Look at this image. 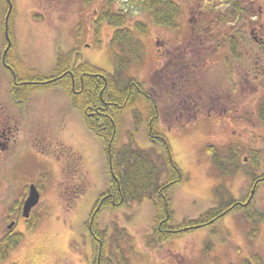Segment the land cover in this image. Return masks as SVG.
<instances>
[{
	"label": "flooded vegetation",
	"instance_id": "obj_1",
	"mask_svg": "<svg viewBox=\"0 0 264 264\" xmlns=\"http://www.w3.org/2000/svg\"><path fill=\"white\" fill-rule=\"evenodd\" d=\"M20 1L23 6H19ZM27 1L0 0V173L8 168L15 179L12 186L16 187L18 193L15 199L9 198L12 209L8 208L6 215L12 217L14 214L15 217L11 219L14 225L17 226L23 220L25 227V230L18 231L13 229V225L0 234V251L5 252L7 257L14 248H10V239L18 233L25 234L32 230L29 224L33 211L40 203L49 200L46 187L50 183H55L62 201H72L77 193L79 158L75 149V134L78 129L75 130L76 121L72 122L71 109L78 108L71 104L60 85L48 87L47 84L58 82L66 75L70 77L73 92L78 94L83 74L77 67L83 53L77 43H65L63 35L61 38V33H57L60 39L52 41L50 47L53 50H49L50 54L41 62L44 54L37 55V50L44 46L40 44L38 32L34 28L38 24H32L29 15L35 16L38 21V16L45 17L50 10L57 8L61 0ZM166 1L160 0L158 22L149 18L146 21L156 27L152 38L154 36L158 63L153 89L160 121L167 116L168 128L199 122H207L209 126L248 121L264 123V0ZM80 2L93 13L86 18L91 26L88 32L91 38L103 32L102 27L106 23L110 28L107 39L111 41L114 36V25L108 21L99 22L104 5L112 13L125 14V26L142 41L135 31L143 34L149 32L148 23L145 32L137 27V23L143 22L137 14L147 13L140 9L137 0H112L110 4L108 0ZM48 29L46 26L45 31ZM58 31L61 30L58 28ZM67 51L70 52L66 55ZM60 53L64 54L61 58L67 57L74 62L75 72L67 69L61 74L52 73L53 77H50L48 69L54 67ZM36 56L39 58L35 59ZM51 88L55 96L54 103L47 98L48 104H32L34 98L44 97V93H49ZM249 91L251 94L259 92L254 113L248 109L245 113L242 110L244 105L235 98L239 92L244 94ZM35 92L36 97L28 96ZM71 129L75 132H71ZM28 153V159L22 162L20 168H16ZM259 164L237 169L236 173L240 172L250 183L249 190L243 194H236L228 188V181L223 177L225 168H220L221 172L214 174L219 175L214 177L218 183L211 186L213 201L206 210L220 208L213 214H207L208 220L190 226L207 227L200 257L193 255L190 264H264L259 247L254 252H247L248 246L244 247L248 243H257L256 246H259V225L261 222L264 224V212L259 210L257 199L259 192L264 190V163L259 161ZM49 170H58V180L49 182ZM23 171H27L29 177L20 187L17 186L16 178ZM179 183V177H176L159 189L160 195L165 198L166 191H171V205L175 198L174 190ZM220 183H225V187L220 188ZM32 185L38 189L40 198L30 216L25 217L23 206ZM10 190L13 197L14 190ZM14 204L21 205V210H15ZM232 215L236 219H231L234 224L244 225L241 232L228 228ZM172 217L175 218L174 215ZM161 218H170V215L167 213ZM164 230L174 231L170 227ZM225 240L227 243L223 242Z\"/></svg>",
	"mask_w": 264,
	"mask_h": 264
},
{
	"label": "rangeland",
	"instance_id": "obj_2",
	"mask_svg": "<svg viewBox=\"0 0 264 264\" xmlns=\"http://www.w3.org/2000/svg\"><path fill=\"white\" fill-rule=\"evenodd\" d=\"M25 2L28 3L27 0ZM19 6H23L21 1ZM91 15H93L92 10L84 8L80 0H61L56 9L50 10L45 15L46 18L42 15L38 16V19H40L38 21H36L35 16L31 15L30 17L29 15L31 23L34 25L38 24V27L34 26V28L36 33L38 32L39 37L37 38L40 39V44L44 46L39 47L37 50V55L44 54L41 62L46 60L45 57L50 54L49 50H53V47H50L52 41L56 38L60 39L56 34L61 33V38L63 35L65 43L67 41L77 43L85 58L113 72L115 69L114 54L111 41L107 39L110 35V28L107 23L106 25L104 24L102 27L103 32L101 31L95 34L94 38H91V35L89 36L91 26L86 19L91 17ZM137 15L143 21H148L147 13L139 12ZM81 23L83 24L80 26L79 24ZM46 26L49 28L47 31H45ZM58 28L61 31H58ZM155 28V25L151 23L147 34L135 31L136 35L140 36L145 43V59L143 60V65L133 67L130 70L132 75L138 76L143 80L146 79L148 88L153 93L155 90L153 88L156 85L155 69L158 63L154 36L152 38V35L156 32ZM38 58V56L35 57V59ZM50 70L51 68L48 69V71ZM2 81L5 84V79ZM52 93L53 89L51 88L49 93H44V97L34 98L37 96L35 92L31 96L34 98L32 104L47 103V98H49L51 103H54L55 96ZM258 96L259 92L251 94L249 91L244 94L239 92L235 98H237V102L240 101V104L244 105L242 110L245 113L248 110L254 113L253 110L256 109ZM246 109L248 110L246 111ZM68 110L67 101V113ZM71 110L72 122L76 121L75 130L78 129L75 134L77 140L75 149L79 158L76 183L81 184V192L79 194L76 193L73 202L60 200L61 195H59L55 183L52 182L58 180V170L57 172L49 170V174H51L49 182H52L46 187V197L49 200L40 203L33 211L32 218H40L38 225L35 229L23 234L22 241L14 246L7 258L0 259V264H34V262L36 264H93L94 262V241L89 228L93 221L90 218L101 193L108 185V166L102 139L88 130L79 109H75L77 112L73 108ZM132 119V113H129L126 117L127 127H130ZM160 124L162 131L169 140L172 158L184 173L183 181L174 190L173 209L175 211V221L177 222L182 221L186 217L194 218L205 211L213 201L211 186L218 183L214 178L218 177V175L214 174L216 172L220 173L221 170L219 168L222 167H218L214 162L213 156L208 150V143H214L218 146L232 143V145L240 147L242 152L239 166L242 168L259 166V161L264 163V137H262L264 135V123L262 122H230L217 126H209L207 122H199L190 126L178 125L173 126V128H167L169 124L168 117L164 116ZM70 131L75 132L72 129ZM124 138L126 139L127 137L124 135ZM135 145L158 154L162 153L160 144L148 140L144 130H141L136 136ZM154 145H157V148L152 150ZM28 155L29 153L24 155V158L16 168L21 167L22 162L24 163V160L28 159ZM31 156H29V160ZM245 157H247L246 160ZM46 165L49 166L48 163ZM229 168L227 171L223 170L225 172L223 177L228 181L226 184H229V187H227L236 194H243L249 190L250 183L245 176L240 174V172L238 174L233 173L234 169L239 167L235 164ZM26 172L23 171L21 176L16 178L17 186L23 184L29 177L28 172ZM14 181L15 179L8 168L1 171L0 234L7 229L11 219L15 217L14 214L12 217L6 215L8 208L12 209L9 200L15 199L18 194L16 187L13 188L12 186ZM10 189L14 190L13 197ZM257 199L259 210L264 212V190L259 192ZM152 205L151 199L145 196L140 201L132 200L116 209L106 208L99 215V221L103 225H107L110 234L116 238L112 242V249H116L117 238L122 236L120 244L127 249L124 252V257L130 264H190V258L193 255L199 258L203 244L202 240L207 227L182 232L179 236L168 239L166 245L161 248L149 245L148 235L154 229ZM18 207L15 204L13 205L15 210H19ZM237 215L238 213L235 214V216ZM235 216L232 215V218L229 219L228 225L230 227L228 226V228L232 227L234 231L241 232L242 230L240 231V229L244 228V225L234 224L231 219L236 220ZM259 226V246H256L257 243L253 245L248 243L244 247L247 248L248 246L249 250L247 252H254L259 247L258 251H260L264 260L263 222ZM13 229L18 231L25 230L24 221L22 220L17 226L14 225ZM223 242L227 243L226 240ZM112 262L119 264L118 259L115 257H112Z\"/></svg>",
	"mask_w": 264,
	"mask_h": 264
},
{
	"label": "trees",
	"instance_id": "obj_3",
	"mask_svg": "<svg viewBox=\"0 0 264 264\" xmlns=\"http://www.w3.org/2000/svg\"><path fill=\"white\" fill-rule=\"evenodd\" d=\"M137 1L140 9L148 13V18L158 22L160 0ZM110 2L112 0H108L109 4ZM102 20L116 27L111 40L114 71L110 72L82 56L77 67L83 74L81 91L78 94L73 92L70 77L66 75L58 82L47 85L48 87L60 85L71 104L77 106L82 113L88 130L103 141L109 176L108 185L94 207L95 216L92 225L89 226L95 250L93 264H116L112 262V257L117 258L119 264H130L124 257L127 249L120 244L122 236L117 238V247L113 250L112 242L116 238L110 234L109 227L99 221V215L106 208L116 209L132 200L140 201L148 196L152 201L154 214V229L148 235V243L161 248L168 239L183 232L179 230L181 227L208 220L206 215L215 213L220 206L207 210L198 215V218H186L177 222L172 217L174 212L171 207V191H166L165 198L164 195H160L159 189L168 180L176 177L181 180L183 171L171 158L170 143L160 125L156 95L148 90L146 79H140L130 73L131 68L143 65L145 43L125 26V14L112 13L109 8L107 9V5H104L99 22ZM137 27L145 32L147 23L145 21L137 23ZM63 55L60 53L54 67L48 72L50 77H53L52 73L61 74L67 69L75 72L74 62L67 57L61 58ZM28 96L31 97L32 94ZM129 113H132L133 119L130 127H127L126 117ZM141 130H144L148 140L160 144L161 154L135 145L136 136ZM156 148L157 145H154L152 150ZM208 148L218 167H224L225 171L235 164L240 167L242 152L240 147L229 143L224 146L209 144ZM81 189V184L77 183L78 194ZM18 208L21 210V205ZM167 213L170 218H161ZM39 219L32 218L29 228H35ZM165 227H170L174 231H166ZM192 229L194 228L190 230ZM22 236L20 233L14 235L10 239V248L17 245ZM6 256L5 252L0 251V259Z\"/></svg>",
	"mask_w": 264,
	"mask_h": 264
},
{
	"label": "water",
	"instance_id": "obj_4",
	"mask_svg": "<svg viewBox=\"0 0 264 264\" xmlns=\"http://www.w3.org/2000/svg\"><path fill=\"white\" fill-rule=\"evenodd\" d=\"M40 198V193L38 191V189L35 187V185L31 186L30 189V194L28 196V198L26 199L24 206H23V215L25 217H29L30 216V212L32 210V208L38 203ZM14 225V221H12L8 227L11 228Z\"/></svg>",
	"mask_w": 264,
	"mask_h": 264
}]
</instances>
